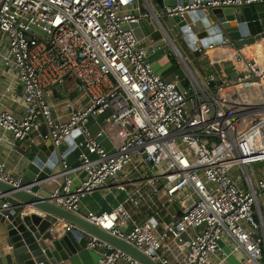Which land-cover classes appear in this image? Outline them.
<instances>
[{"label": "built area", "instance_id": "built-area-1", "mask_svg": "<svg viewBox=\"0 0 264 264\" xmlns=\"http://www.w3.org/2000/svg\"><path fill=\"white\" fill-rule=\"evenodd\" d=\"M257 2L264 0H161V7L156 0H0L5 58L17 70L26 105L22 117L0 112V130L14 141L35 133L54 144L78 131L74 141L83 151L76 165L62 161L57 203L159 264H225L224 241L243 253L238 264H264V171L257 168H264V60L258 66L239 46L248 35L236 26V40L207 47L228 49L232 78L215 70L205 79L162 20ZM143 22L158 39L152 32L147 43L137 37L134 26ZM162 46L182 68L188 96L154 69L150 55ZM66 76L83 94L76 105L65 102L64 118L53 113L46 91ZM90 119L98 122L96 134ZM0 180L15 183L2 163ZM97 190L125 197L108 211H82L81 201ZM72 228L56 220L51 231L59 237ZM259 228L261 237L254 234ZM86 240L87 248L103 249L95 264H140L93 236Z\"/></svg>", "mask_w": 264, "mask_h": 264}, {"label": "water", "instance_id": "water-1", "mask_svg": "<svg viewBox=\"0 0 264 264\" xmlns=\"http://www.w3.org/2000/svg\"><path fill=\"white\" fill-rule=\"evenodd\" d=\"M156 1L161 7V0ZM231 10L235 14L225 13ZM247 13L254 18L256 32L264 35L263 2L236 8H200L185 12L183 18L164 15L162 20L180 33L192 54L198 55L210 44L240 37L235 21L225 22L233 18L246 20ZM207 74L216 76V71L211 68ZM163 76L166 82L177 80L179 91L189 95L183 84L184 72L180 66ZM209 84L213 86L215 81L209 80ZM77 135L78 131H74L58 144H54L50 136L40 141L28 151L27 164L15 183L0 180V222L5 226L2 254L13 264H64L65 259L86 246V236L90 235L140 264H159L132 243L57 203L56 196L62 195L63 177L52 176L61 171L62 161L77 148L74 141ZM29 208L35 211L26 213ZM173 208L179 215L175 204ZM56 220L67 222L73 228L54 237L51 226ZM173 263L171 259L170 264Z\"/></svg>", "mask_w": 264, "mask_h": 264}, {"label": "crops", "instance_id": "crops-1", "mask_svg": "<svg viewBox=\"0 0 264 264\" xmlns=\"http://www.w3.org/2000/svg\"><path fill=\"white\" fill-rule=\"evenodd\" d=\"M149 23H141L140 26L136 25L135 33L138 38H141L143 42L147 43V39H143L144 35L148 33L145 28ZM144 30H143V29ZM153 35V34H152ZM151 36V33H150ZM244 50H248L249 53L253 55L257 64L263 65L264 60V38L252 44H244L242 46ZM184 49V48H183ZM162 50V49H161ZM161 50L150 55V59L154 58L158 53L161 54ZM8 52V37L5 34H0V112L7 111L14 114L17 117H22L25 113L26 105L22 98V85L18 78L17 70L6 60ZM184 52L191 58L194 63L196 59L198 65L197 70L200 75L205 79L208 78L207 71L211 68L217 70L220 74L223 71L231 78L235 72V67L233 65V59L230 55L228 49L224 47H214L211 49L205 48L200 54L194 55L190 51L185 50ZM193 55V57H192ZM168 52L161 54L159 58V63L153 62L154 69L163 75L168 74L173 70L172 63L169 60ZM205 60V62H204ZM195 65V63H194ZM223 65L227 66L223 68ZM232 66L233 72H227L226 69H230ZM230 74V75H229ZM211 75V74H210ZM213 76V75H212ZM82 89L78 85L77 81L71 77H64L59 83L51 86L46 91V96L48 102L52 106V111L55 115L64 117L67 114L68 107L65 106V102L70 101L73 104H78L82 98ZM87 127L92 134H96L99 129L98 122L94 119H90L87 123ZM41 132H45L47 127L44 124L40 126ZM81 139V136L76 138ZM42 141L35 133H31L26 139L21 141H14L11 134L8 131L0 130V163L5 167V170L10 173L13 178H18L24 167L27 164L28 151L31 150L33 146ZM101 144L105 147H109L108 142L105 139L100 140ZM79 149V148H76ZM82 153L83 149H79ZM78 153L72 151L65 159L69 165H76L79 162ZM258 170L262 173L264 171L263 165H258ZM58 173L52 177L57 176ZM125 197L124 192L120 190H111L110 192H105L104 190H97L91 193L88 197L81 201L82 211H101L110 210L120 203ZM35 210L29 208L26 213H31ZM36 213H39L37 211ZM263 222H264V211H263ZM54 231V237L58 235ZM63 234V233H62ZM256 236H262V231L260 228L254 232ZM5 237V226L0 222V264H13L6 255L2 254L1 242ZM223 252L227 255L225 264H238V262L243 258V253L241 251L232 250L233 245L229 241H224ZM263 247V262H264V243ZM103 251L102 248L90 249L82 247L80 250L76 251L73 255L69 256L64 260V264H95L100 256V252ZM20 264V263H15ZM120 264H126L124 262Z\"/></svg>", "mask_w": 264, "mask_h": 264}, {"label": "bare ground", "instance_id": "bare-ground-1", "mask_svg": "<svg viewBox=\"0 0 264 264\" xmlns=\"http://www.w3.org/2000/svg\"><path fill=\"white\" fill-rule=\"evenodd\" d=\"M225 13L235 14L234 10H231V11L225 12ZM233 17H235V16H233ZM245 17H246V20H244L242 22H240L239 19H235V18H233V20H231V21H235L236 26L245 27V29H244L245 33L248 35L246 38L239 40V46L241 48L244 44H252L255 42H259L264 38V35H261L260 33L256 32V29H255L256 26H255L254 18L252 17V14L247 13ZM244 22H245V24H244ZM204 62H205V60H204ZM257 65L260 67H263V65H259V64H257ZM224 67H227V66L223 65V68ZM226 71L230 72V73L233 72L232 66L230 67V69H226ZM261 95L264 96V83L262 84Z\"/></svg>", "mask_w": 264, "mask_h": 264}, {"label": "rangeland", "instance_id": "rangeland-1", "mask_svg": "<svg viewBox=\"0 0 264 264\" xmlns=\"http://www.w3.org/2000/svg\"><path fill=\"white\" fill-rule=\"evenodd\" d=\"M164 25H165V27L168 29V31H169V33L171 34V36H172V37H174V36L176 37V39H177V41L179 42V44L181 45V47L184 48L185 50H188V51H189V49L186 47V45H185V43H184V40H183V38L181 37L180 33H179L175 28L169 26V24L164 23ZM145 29H146V31H148V32H152L154 38H157V39L159 38V34H158L157 32H154V26H153L152 24H148V25H146V28H145ZM175 37H174V38H175ZM184 49H183V50H184ZM167 52H169V49H168L167 47H165V46H162L161 54H164V53L166 54ZM190 52H191V51H190ZM161 54L158 53L154 58H152V59H151L152 62H154V61L157 60V62L159 63V62H160V61H159V58H160ZM192 57H193V55H192ZM194 63H195V66L197 67L198 63H197L196 59H194ZM229 75H230V74H229ZM231 78H232V77H231ZM74 152L78 153V155H79V153H80L79 149H75ZM222 248H223V245H222Z\"/></svg>", "mask_w": 264, "mask_h": 264}, {"label": "trees", "instance_id": "trees-1", "mask_svg": "<svg viewBox=\"0 0 264 264\" xmlns=\"http://www.w3.org/2000/svg\"><path fill=\"white\" fill-rule=\"evenodd\" d=\"M169 60L172 63L173 68H177L178 67V63H177V61L175 60V58L172 55L169 56Z\"/></svg>", "mask_w": 264, "mask_h": 264}]
</instances>
